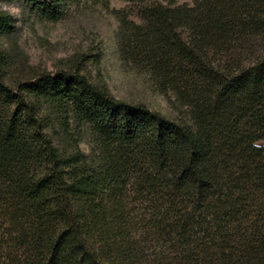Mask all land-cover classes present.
Instances as JSON below:
<instances>
[{
	"label": "trees",
	"instance_id": "1",
	"mask_svg": "<svg viewBox=\"0 0 264 264\" xmlns=\"http://www.w3.org/2000/svg\"><path fill=\"white\" fill-rule=\"evenodd\" d=\"M82 1L32 9L59 20ZM121 1L135 6L120 17L123 59L189 115L80 71L9 83L0 49V264H264V0ZM11 29L0 6V33Z\"/></svg>",
	"mask_w": 264,
	"mask_h": 264
},
{
	"label": "rangeland",
	"instance_id": "2",
	"mask_svg": "<svg viewBox=\"0 0 264 264\" xmlns=\"http://www.w3.org/2000/svg\"><path fill=\"white\" fill-rule=\"evenodd\" d=\"M40 0H0L12 17V29L0 33V49L7 58V81L15 83L40 72L80 71L93 82L106 87L117 98L144 103L151 109L176 119H187L189 108L175 97L160 91L148 75L132 68L121 51L120 17L130 14L134 5L121 0H86L70 4L63 18L48 20L32 6ZM163 4H194L195 0H156ZM130 12V13H129ZM132 18L137 19L135 14ZM256 53L263 50L256 40ZM50 103L43 111L51 117L49 128L55 143L65 149L69 141L61 117ZM71 130L79 145L93 153L90 130L81 131L73 117Z\"/></svg>",
	"mask_w": 264,
	"mask_h": 264
}]
</instances>
